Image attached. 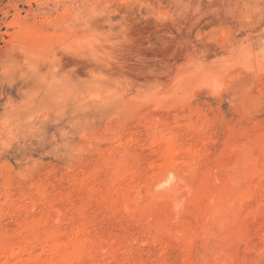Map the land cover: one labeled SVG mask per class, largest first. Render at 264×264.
<instances>
[{"label":"rangeland","instance_id":"374dc122","mask_svg":"<svg viewBox=\"0 0 264 264\" xmlns=\"http://www.w3.org/2000/svg\"><path fill=\"white\" fill-rule=\"evenodd\" d=\"M74 262L264 264V0H0V264Z\"/></svg>","mask_w":264,"mask_h":264},{"label":"bare ground","instance_id":"6f19581e","mask_svg":"<svg viewBox=\"0 0 264 264\" xmlns=\"http://www.w3.org/2000/svg\"><path fill=\"white\" fill-rule=\"evenodd\" d=\"M167 147H169V145L167 146ZM171 148V147H170ZM171 149H173V148H171ZM174 150V149H173ZM173 150H170V149H168L166 152H165V160H166V162H164L165 163V165H163V166H165V167H167V166H169L170 164V161H172V159H171V157L173 156L172 155V153H173ZM174 159V158H173ZM119 174V173H118ZM134 176V175H133ZM118 181V180H117ZM213 191V190H212ZM130 193V192H129ZM126 200H129V198L128 199H126ZM132 199H130L129 201H131ZM183 200V199H182ZM232 200V199H231ZM129 201H127V207H128V202ZM133 201H134V199H133ZM233 201V200H232ZM126 202V201H125ZM135 203V201L133 202V204ZM179 203V202H178ZM184 203H185V201H184ZM183 204V203H182ZM180 205H181V202H180ZM226 205V204H225ZM137 206V205H136ZM233 206V205H232ZM214 208H212V209H210V211L212 212V211H214L213 210ZM218 209V208H217ZM225 209V208H224ZM130 211V210H129ZM211 212H210V214H211ZM215 212V211H214ZM228 212V211H227ZM213 213V212H212ZM221 213H222V211H221ZM220 214V213H219ZM214 215H216V213H214ZM222 215V214H221ZM221 215H219L218 216V218H216L217 220L219 219V221H220V217H221ZM217 217V216H216ZM213 217H211V219H212ZM213 220H215L214 218H213ZM222 220V219H221ZM222 222V221H221ZM221 224V223H220ZM214 225V224H213ZM177 237V236H176ZM183 237V236H182ZM184 238V237H183ZM183 238H182V241H183ZM190 239V238H189ZM179 240V239H178ZM60 241V240H59ZM51 242V241H50ZM58 242V241H57ZM56 245V244H55ZM67 245V244H66ZM82 245V244H81ZM61 246V245H60ZM20 247V246H19ZM59 246H58V244H57V248H58ZM69 247H70V245H69ZM72 247V246H71ZM83 247V246H82ZM16 249H17V247H16ZM29 249V248H28ZM27 249V250H28ZM56 249V248H55ZM63 249V248H62ZM18 250V249H17ZM22 250V249H21ZM58 250V249H57ZM56 250V251H57ZM86 250V249H85ZM58 251H60V250H58ZM63 251V250H62ZM83 251V248H81V246H75V248H74V250H73V253L74 254H79V253H81ZM16 252V250L15 249H10V255L11 254H16L15 253ZM54 252V251H53ZM59 253V252H58ZM18 254V253H17ZM83 254H84V252H83ZM9 255V256H10ZM8 256V257H9ZM16 256V255H15ZM58 256V255H57ZM60 256V255H59ZM11 257V256H10ZM55 257V256H54ZM56 258V257H55ZM54 258V259H55ZM65 260V259H64ZM53 263H55V260H54V262ZM74 264H75V262H74Z\"/></svg>","mask_w":264,"mask_h":264}]
</instances>
